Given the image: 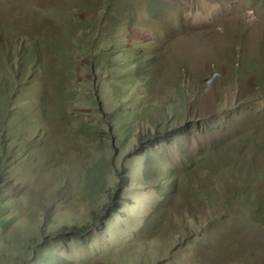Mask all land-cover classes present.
<instances>
[{
  "label": "rangeland",
  "instance_id": "1",
  "mask_svg": "<svg viewBox=\"0 0 264 264\" xmlns=\"http://www.w3.org/2000/svg\"><path fill=\"white\" fill-rule=\"evenodd\" d=\"M0 264H264V0H0Z\"/></svg>",
  "mask_w": 264,
  "mask_h": 264
},
{
  "label": "trees",
  "instance_id": "2",
  "mask_svg": "<svg viewBox=\"0 0 264 264\" xmlns=\"http://www.w3.org/2000/svg\"><path fill=\"white\" fill-rule=\"evenodd\" d=\"M137 1H139V0H135V2H137ZM162 1L168 2V0H162ZM173 1H175V0H173ZM106 10H107V9H106ZM121 75H124V72H122ZM119 97L125 99V98H126V95H120ZM126 107H127V109H126ZM129 107H130V104L124 102V106H121L120 109L124 111V114H126V113H127V110H128ZM128 118H129V117H128ZM159 132H162V133H163V132H164V129H163V128H160V129H159ZM137 146H138V144L135 145L136 148H137ZM141 169H142L143 171H147V170H148V169H147L146 167H144V166L141 167Z\"/></svg>",
  "mask_w": 264,
  "mask_h": 264
}]
</instances>
